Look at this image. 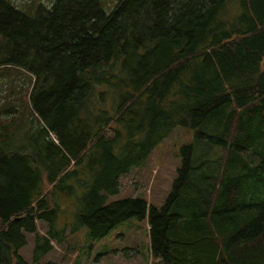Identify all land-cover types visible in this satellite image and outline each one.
Masks as SVG:
<instances>
[{
	"label": "trees",
	"instance_id": "trees-1",
	"mask_svg": "<svg viewBox=\"0 0 264 264\" xmlns=\"http://www.w3.org/2000/svg\"><path fill=\"white\" fill-rule=\"evenodd\" d=\"M227 3L119 0L107 13L101 0H55L30 17L0 0V40L21 53L33 107L58 134L51 140L43 128L39 141L21 145L13 123L0 122V264H30L20 254L27 234L33 264L65 239L63 195L92 239L146 221L161 264H264V201L250 202L247 186V173L264 172V0H244L233 22L221 18ZM80 110L93 111L82 139L70 130ZM224 115L211 141L223 146L216 168L195 165V145L185 144L161 208L137 198L106 204L121 175L176 127Z\"/></svg>",
	"mask_w": 264,
	"mask_h": 264
},
{
	"label": "rangeland",
	"instance_id": "rangeland-1",
	"mask_svg": "<svg viewBox=\"0 0 264 264\" xmlns=\"http://www.w3.org/2000/svg\"><path fill=\"white\" fill-rule=\"evenodd\" d=\"M18 10L30 17L38 14V8L42 5L50 8L55 0H7ZM104 10L110 13L119 0H101ZM244 0H228L226 9L221 13V18L233 22L244 11ZM21 53H15L12 45H7L0 40V106L7 100H11V108L6 113H1L4 123L12 122L10 128L12 141L27 144L29 141H39V134L43 128L49 132L51 140L58 138V134L51 130L41 113H37L33 107L30 94L27 91L32 87L33 75L18 62ZM45 62V57L33 56L30 61ZM55 100V99H53ZM92 110L79 114L70 125L71 133L82 139L89 132L92 125ZM51 122H56L55 117H50ZM226 115L209 120L210 125L204 124L197 128L178 126L174 131L160 142L150 153L148 158L139 166L133 167L128 173L120 177V190L118 194L109 195L107 205L129 198L144 199L151 208H161L167 199L173 181L177 178L178 169L181 167L180 149L185 144L195 145V165L209 160L216 168L223 155V146L211 141H218L220 131L225 123ZM206 132L208 137H201V132ZM46 141L48 139V133ZM204 141H208L205 144ZM35 144V142H34ZM46 146V142H43ZM35 147V146H34ZM211 147V149H209ZM205 149L210 154L205 157ZM207 158V159H206ZM239 173L242 172L239 170ZM247 186L249 189V201L261 203L264 201V172L247 173ZM48 188L49 185H46ZM62 196V195H61ZM60 196V197H61ZM61 205L66 207V219H60V225L68 224L67 236L61 243L52 242L53 250L37 264H161L152 257L149 247L148 225L146 221L131 219L116 226L107 236L92 239L86 227L80 226L75 216L76 207L73 200L64 195ZM73 208V210L71 209ZM39 233L43 235L47 225L38 222ZM73 230V232H72ZM72 234V235H69ZM28 244L20 250V254L33 264V250L35 235L27 234Z\"/></svg>",
	"mask_w": 264,
	"mask_h": 264
}]
</instances>
